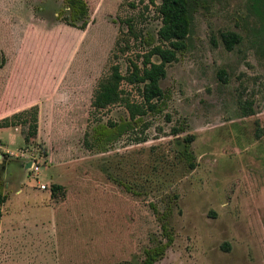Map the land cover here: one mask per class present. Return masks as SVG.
<instances>
[{
  "label": "rangeland",
  "instance_id": "1",
  "mask_svg": "<svg viewBox=\"0 0 264 264\" xmlns=\"http://www.w3.org/2000/svg\"><path fill=\"white\" fill-rule=\"evenodd\" d=\"M86 1L81 30L65 0H0V121L39 108L29 143L28 126L0 128V264H142L166 242L154 206L172 209L174 235L156 264H264V0H199L161 82L167 109L106 153L93 128L129 113L93 108L98 84L114 65L142 66L162 20L148 0ZM226 31L242 37L233 51Z\"/></svg>",
  "mask_w": 264,
  "mask_h": 264
},
{
  "label": "trees",
  "instance_id": "2",
  "mask_svg": "<svg viewBox=\"0 0 264 264\" xmlns=\"http://www.w3.org/2000/svg\"><path fill=\"white\" fill-rule=\"evenodd\" d=\"M144 1V0H141ZM152 5H158V12L162 20V27L158 32L160 45L155 46L145 56V60L140 66L136 62H131L130 71L123 75L119 65L112 67L110 75L101 79L92 102V107L96 110H106L116 105H122L129 113L128 120L120 122L110 121L100 123L93 128V141L99 152L106 153L110 145L121 138L125 133L137 129L149 115L163 113L167 107L170 97L162 89L161 82L167 77V66L178 60V56L187 49V41L191 31V14L196 11L200 4L199 0H148ZM69 16L65 18L68 26L85 30L90 19V8L86 0H65ZM64 13L61 12V16ZM222 41L228 51H233L242 41V37L232 31L222 33ZM160 58L161 63H153L152 57ZM220 79L226 81L223 72ZM137 86L142 98L141 102H133L129 95L126 97L122 84ZM38 106L29 110L17 113L10 118L0 121V128L25 127L28 132L25 135V142L37 138L38 134ZM176 133L182 129L174 130ZM182 158L189 168H195L196 156L192 150L191 143H186L182 151ZM61 188L53 186V196L57 197ZM6 202V196L0 193V207ZM153 207V206H152ZM154 216L161 224L164 243L145 248L142 264H156L161 260L167 250L174 244V235L171 232L168 220L171 217L172 209L161 214L156 207L153 208ZM2 212L0 210V219Z\"/></svg>",
  "mask_w": 264,
  "mask_h": 264
},
{
  "label": "water",
  "instance_id": "3",
  "mask_svg": "<svg viewBox=\"0 0 264 264\" xmlns=\"http://www.w3.org/2000/svg\"><path fill=\"white\" fill-rule=\"evenodd\" d=\"M31 164H27L26 168H30Z\"/></svg>",
  "mask_w": 264,
  "mask_h": 264
},
{
  "label": "built area",
  "instance_id": "4",
  "mask_svg": "<svg viewBox=\"0 0 264 264\" xmlns=\"http://www.w3.org/2000/svg\"><path fill=\"white\" fill-rule=\"evenodd\" d=\"M43 188H45V187H43Z\"/></svg>",
  "mask_w": 264,
  "mask_h": 264
}]
</instances>
